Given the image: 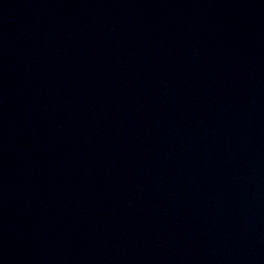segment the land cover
<instances>
[{
	"label": "water",
	"instance_id": "95a60500",
	"mask_svg": "<svg viewBox=\"0 0 264 264\" xmlns=\"http://www.w3.org/2000/svg\"><path fill=\"white\" fill-rule=\"evenodd\" d=\"M0 264H264V0H0Z\"/></svg>",
	"mask_w": 264,
	"mask_h": 264
}]
</instances>
